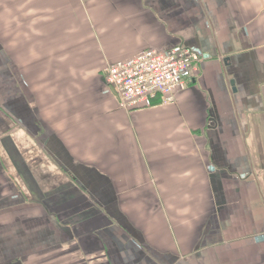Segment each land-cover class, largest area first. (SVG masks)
<instances>
[{
  "label": "crops",
  "instance_id": "obj_1",
  "mask_svg": "<svg viewBox=\"0 0 264 264\" xmlns=\"http://www.w3.org/2000/svg\"><path fill=\"white\" fill-rule=\"evenodd\" d=\"M182 45L122 108L107 68ZM0 264H264V0H0Z\"/></svg>",
  "mask_w": 264,
  "mask_h": 264
},
{
  "label": "built area",
  "instance_id": "obj_2",
  "mask_svg": "<svg viewBox=\"0 0 264 264\" xmlns=\"http://www.w3.org/2000/svg\"><path fill=\"white\" fill-rule=\"evenodd\" d=\"M203 59L200 50L185 46L148 49L109 66L105 78L122 108L147 109L159 100L169 105L199 72Z\"/></svg>",
  "mask_w": 264,
  "mask_h": 264
},
{
  "label": "trees",
  "instance_id": "obj_3",
  "mask_svg": "<svg viewBox=\"0 0 264 264\" xmlns=\"http://www.w3.org/2000/svg\"><path fill=\"white\" fill-rule=\"evenodd\" d=\"M146 50H148V49H146ZM145 51V50H144Z\"/></svg>",
  "mask_w": 264,
  "mask_h": 264
}]
</instances>
